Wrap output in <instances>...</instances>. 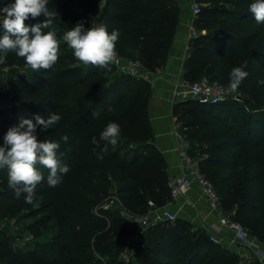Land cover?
<instances>
[{
    "label": "trees",
    "instance_id": "16d2710c",
    "mask_svg": "<svg viewBox=\"0 0 264 264\" xmlns=\"http://www.w3.org/2000/svg\"><path fill=\"white\" fill-rule=\"evenodd\" d=\"M10 2L14 0H0ZM253 2L198 0L203 7L194 27L206 34L190 41L185 81L209 77L229 86L233 67L248 76L236 96L216 104L179 101L174 116L189 153L215 186L223 212L264 244V24L248 11ZM48 6L57 14L51 28L42 31L56 33L58 61L50 70L35 71L9 52L0 62L12 69L11 91L4 92L1 81L0 98L14 101L11 109L0 111V146L22 117L59 114L61 119L46 131L38 128L37 136L60 144L57 155L70 171L58 186L49 187L48 170L37 165L45 179L27 203L24 194L17 198L8 187L7 169H0V218L13 213L4 212V203L17 201L31 216H39L33 229L38 239L43 236L39 228L53 233L19 251L0 232V264H126L120 256L135 238L140 242L132 245L128 264H262L212 242L205 229L181 218L150 224L131 237L138 225L123 210L143 218L172 201L167 162L154 145L150 82L112 64L110 70L82 65L63 40L78 22L85 28L104 24L109 33H121L117 53L156 73L168 59L183 8L174 0H50ZM44 19L29 18L25 25ZM109 122L118 123L121 134L100 160L105 148L100 133ZM94 137L99 147L92 143ZM113 195L122 208L103 207Z\"/></svg>",
    "mask_w": 264,
    "mask_h": 264
},
{
    "label": "clouds",
    "instance_id": "9594fccd",
    "mask_svg": "<svg viewBox=\"0 0 264 264\" xmlns=\"http://www.w3.org/2000/svg\"><path fill=\"white\" fill-rule=\"evenodd\" d=\"M50 0H14L0 7V62H3L9 52L15 53L33 70H50L58 61L60 44L56 33L50 29L57 14L49 9ZM257 24H264V0H255L248 7ZM43 15L42 23L26 26L25 21ZM121 33L113 29L110 33L107 26L84 27L78 22L63 35V40L73 50L74 57L84 65L98 66L109 69L116 57V43ZM248 73L240 67H233L229 73V86L235 92ZM95 115V114H94ZM61 116L49 113L47 117L36 114L32 119L21 118L19 123L10 127L3 137L0 146V169H7L8 187L19 198L24 194L25 201L31 203L35 198V189L44 181V175L37 165L48 170L47 184L58 186L62 177L70 171L57 155L60 144L52 140H38L37 129H51ZM121 134L118 123L109 122L100 133V140L105 142V148L98 154L103 160V152L107 145H115ZM68 137H63L67 142ZM93 144L99 147L94 137Z\"/></svg>",
    "mask_w": 264,
    "mask_h": 264
},
{
    "label": "crops",
    "instance_id": "0c3cea01",
    "mask_svg": "<svg viewBox=\"0 0 264 264\" xmlns=\"http://www.w3.org/2000/svg\"><path fill=\"white\" fill-rule=\"evenodd\" d=\"M195 30L193 20L183 15L173 37L166 63L158 72L150 73L152 80L150 82L149 116L154 133V145L167 162L169 176L186 173L185 163L179 152L182 139L179 136L181 132L174 116V105L177 102L175 95L177 86L184 87L188 83L184 79L185 61L189 56V44ZM187 147L189 148L188 145ZM186 198L190 204L186 203ZM165 212L175 213L177 218L203 229L218 222V213L212 210L196 181L186 197L180 196L171 201L165 207L160 208L157 215L162 216ZM234 236V231L223 229L220 234L223 246L241 256L256 257L252 252L240 246L234 248L230 245L229 241Z\"/></svg>",
    "mask_w": 264,
    "mask_h": 264
},
{
    "label": "built area",
    "instance_id": "2783aa9c",
    "mask_svg": "<svg viewBox=\"0 0 264 264\" xmlns=\"http://www.w3.org/2000/svg\"><path fill=\"white\" fill-rule=\"evenodd\" d=\"M202 7V4L196 1L189 8L191 9L193 16L196 17L201 14ZM204 34H206V30H195L193 32L192 38ZM111 64L114 65L121 73L141 78L148 82H151L152 80L150 72H148L139 62L125 58L119 53L116 54V57L111 62ZM235 94L236 93L230 89V86L224 85L218 81H213L209 77H203L197 82L187 83V85L184 87L177 86L175 90L177 102L195 99L203 103L216 104L228 100L230 97L236 96ZM4 109L5 104L0 103V111ZM179 136L182 139V145L179 152L185 163L186 173L184 175L173 174L169 176L168 184L170 187L172 201L176 200L180 196L186 197L187 194L193 189L194 182H198L204 197L209 202L212 210L218 213V222L205 227V230L209 233L210 240L214 243L223 245L220 234L222 233L223 229H230L235 232L234 238L229 241L230 245H232L234 248L240 246L252 252L258 258V260L264 264V244L252 236L241 224L234 221L229 217V215L223 212L221 199L215 186L202 172L198 161L194 159L189 153V148L187 147L188 144L182 133H179ZM186 203L190 204L187 198ZM149 205L153 208L155 207V204L152 201L149 202ZM113 206L122 208L121 203L114 195L108 199L103 207L108 209ZM158 210L159 209L152 211L149 215L150 217L147 216L143 218L133 217L125 210H123L122 213L126 217L134 220L137 225L142 227H146L150 224H155L163 220L174 221L177 218L176 214L172 212H165L162 216H158ZM133 253L134 247L132 246V242H130L127 248L122 252L120 260L128 264L131 261Z\"/></svg>",
    "mask_w": 264,
    "mask_h": 264
},
{
    "label": "rangeland",
    "instance_id": "374dc122",
    "mask_svg": "<svg viewBox=\"0 0 264 264\" xmlns=\"http://www.w3.org/2000/svg\"><path fill=\"white\" fill-rule=\"evenodd\" d=\"M3 5L4 4H0V7H2ZM183 15L189 16L193 20V24L195 25L196 17L193 16L190 8L182 9L181 17ZM91 19L93 21V18ZM91 26H95L93 22L91 23ZM80 64L84 65L82 62ZM11 70L12 69H10L9 67H0V83L1 81H4L5 88L3 89V91L7 93L11 91V83L8 81V79L12 76L10 73ZM0 103L5 104L4 110H9L12 107L11 105L14 104V101L11 96H8L1 97ZM15 208L16 210H19L18 213L13 215ZM9 209H12L13 213L10 216L0 218V232H3V236L5 237L6 241L12 246L14 250H27L32 244H34V242H38L46 238H51L53 236V233H47V231L45 232L44 229L39 228V232H41L43 236L38 239L34 235L33 229L38 226L36 222L39 216H31L29 209L22 207L19 202L9 200L7 203H4V212ZM138 242H140V240H138V238H135L134 240H132V245L134 246ZM4 262H6V260Z\"/></svg>",
    "mask_w": 264,
    "mask_h": 264
},
{
    "label": "water",
    "instance_id": "95a60500",
    "mask_svg": "<svg viewBox=\"0 0 264 264\" xmlns=\"http://www.w3.org/2000/svg\"><path fill=\"white\" fill-rule=\"evenodd\" d=\"M198 0H174V3L178 5L180 8L186 9L192 6ZM143 231V227L138 225L135 231L132 233L131 237Z\"/></svg>",
    "mask_w": 264,
    "mask_h": 264
}]
</instances>
